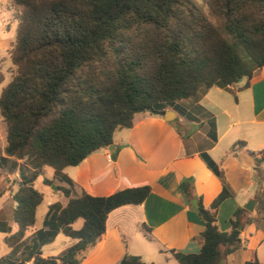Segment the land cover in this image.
<instances>
[{
	"label": "trees",
	"instance_id": "obj_1",
	"mask_svg": "<svg viewBox=\"0 0 264 264\" xmlns=\"http://www.w3.org/2000/svg\"><path fill=\"white\" fill-rule=\"evenodd\" d=\"M207 1L224 19L232 43L215 36V29L190 0H10L19 23L10 53L17 71L0 97L7 130L0 169L18 171L20 181L14 184L16 190L8 189L17 229L5 237L11 252L0 258V264H82L106 233L109 214L126 205H141L151 193L150 186H143L105 197L83 193L75 198L70 188L61 186L66 206L52 204L43 227L28 237L45 201V194L34 186L45 167L73 186L64 170L113 145L116 131L132 128L136 114L165 116L172 108L189 120H194L193 113L209 117L201 106L188 111L178 102L194 98L202 89H225L251 80L264 67V0ZM4 81L0 74V85ZM245 148L240 141L229 155ZM118 151L113 152L114 159ZM249 154L256 167L264 164V151ZM201 158L221 179L223 190L206 207L195 192L194 179L182 180V193L199 202L197 212L205 230L197 254L162 249L179 264H220L244 247L239 228L252 223L249 212L238 208L232 230L219 229V207L232 191L211 156L203 153ZM27 160L35 167L30 175L19 165ZM43 183L54 184L49 178ZM78 220L83 226L76 230L73 225ZM144 229L153 240L151 229ZM11 230L0 221V232ZM59 234L76 243L58 257L43 258V247ZM120 264L146 263L140 256L126 254ZM245 264L263 263L255 259Z\"/></svg>",
	"mask_w": 264,
	"mask_h": 264
},
{
	"label": "crops",
	"instance_id": "obj_2",
	"mask_svg": "<svg viewBox=\"0 0 264 264\" xmlns=\"http://www.w3.org/2000/svg\"><path fill=\"white\" fill-rule=\"evenodd\" d=\"M199 106L209 117L193 113L194 120H189L174 111L171 120L167 113L165 116L138 113L132 128L116 131L114 150L102 148L79 166L64 170L74 183L67 187L75 198L83 193L105 197L128 188L151 187L143 204L126 205L109 214L106 233L82 264H120L126 254L140 256L146 264H179L162 249L199 253L205 222L182 193L180 184L184 178H193L195 192L206 207L221 194L222 181L203 161V153L209 154L223 169L232 191V197L221 204L217 213L221 231L230 232L236 210L254 202V211L247 210L252 223L241 231L244 247L229 255L225 264H245L255 259L264 264V164L256 167L249 154L264 151V67L234 89H202L182 105L188 111ZM240 141L246 143V148L229 155L233 145ZM6 146L7 142H3L0 147L3 152ZM118 148L114 159L113 152ZM46 197L49 211L57 202L50 192ZM67 202L66 198L62 207ZM82 226L83 223L80 229ZM144 226L151 229L153 240L148 239ZM64 243L61 253L54 257L76 240ZM42 257L51 256L43 252Z\"/></svg>",
	"mask_w": 264,
	"mask_h": 264
},
{
	"label": "rangeland",
	"instance_id": "obj_3",
	"mask_svg": "<svg viewBox=\"0 0 264 264\" xmlns=\"http://www.w3.org/2000/svg\"><path fill=\"white\" fill-rule=\"evenodd\" d=\"M190 2L195 6V8L200 12V14L205 18V22L209 27L215 29L216 33L215 36L219 35L223 40L228 42H233V36L226 30L224 19L213 12V10L209 7V3L207 0H190ZM18 21L16 20L15 12L12 8L10 0H0V74H2L5 78L3 84L0 85V97L4 88L10 84L15 76L17 71V67L13 64L11 59V50L16 43V36L18 30ZM240 54L244 59H247L245 52L240 47ZM243 79L242 81H244ZM248 80V79H247ZM241 82V81H240ZM239 82V83H240ZM238 83V84H239ZM237 84V85H238ZM235 85H228V90L234 89ZM201 91V90H200ZM190 100V99H188ZM185 101L178 102L180 106L185 104ZM174 112L175 110L172 108L167 109L168 111ZM178 113V112H177ZM175 116H172L170 119H174ZM7 130L6 124L1 116L0 112V147L2 146L3 142H7ZM3 150L0 148V157L3 155ZM19 165L22 166L23 170L27 175L32 174L34 172V165L32 161H19ZM18 171L12 172L10 167L1 170L0 169V194L5 192V194L0 198V221H5L9 225L12 226V231L10 234H4L0 232V258H8L10 256L11 249L5 243V237L13 234L15 231L16 225L13 222L14 217V201L11 196V193L8 189L13 188L16 190V186L14 184L20 181ZM44 178H49L53 180L54 184L57 187V190L52 189V186H46L43 183ZM34 186L40 192H43L47 195V192H50L55 197H53V201H56L63 206L66 202V198L64 197L63 193L59 191V187L67 186L66 183L61 181V179L55 175V171L50 167H45L43 169L42 175L37 178L34 182ZM6 193H10L6 195ZM6 195V197H4ZM49 198H45L43 204L38 208L37 211V224L35 227L31 228L27 232V236H31L34 234L37 228L42 226V223L45 219V215L48 211L47 203ZM83 221L78 220L74 224L75 229H80ZM72 239L63 235L59 234L56 239L51 243L43 247L42 251L51 257H54L61 253L62 249L65 247V243L67 241H71ZM21 260V257L16 259L14 262L17 263ZM31 264V263H28Z\"/></svg>",
	"mask_w": 264,
	"mask_h": 264
},
{
	"label": "water",
	"instance_id": "obj_4",
	"mask_svg": "<svg viewBox=\"0 0 264 264\" xmlns=\"http://www.w3.org/2000/svg\"><path fill=\"white\" fill-rule=\"evenodd\" d=\"M169 115H175V114L173 112H168L167 113V118H169ZM107 148L109 150H114V146L113 145H111V146H109ZM52 189L57 190V187L55 185H52ZM191 204H192V206L194 208H196V209L199 208V202H198L197 199H193L192 202H191ZM245 209L248 210V211H250V212H253L254 211V202L253 201L249 202L245 206ZM239 230L242 231L243 230V227H240ZM220 264H225V259H222Z\"/></svg>",
	"mask_w": 264,
	"mask_h": 264
},
{
	"label": "bare ground",
	"instance_id": "obj_5",
	"mask_svg": "<svg viewBox=\"0 0 264 264\" xmlns=\"http://www.w3.org/2000/svg\"><path fill=\"white\" fill-rule=\"evenodd\" d=\"M172 116H174V115H169V119H170Z\"/></svg>",
	"mask_w": 264,
	"mask_h": 264
}]
</instances>
